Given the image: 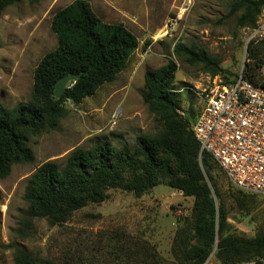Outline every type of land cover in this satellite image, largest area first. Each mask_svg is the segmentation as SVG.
Here are the masks:
<instances>
[{"label": "rangeland", "instance_id": "374dc122", "mask_svg": "<svg viewBox=\"0 0 264 264\" xmlns=\"http://www.w3.org/2000/svg\"><path fill=\"white\" fill-rule=\"evenodd\" d=\"M72 1L17 0L2 10L0 102L13 107L30 98L36 66L58 43L51 28L52 17ZM87 1L104 21L122 22L132 30L139 38V48L113 82L105 83L80 103L66 100V114L59 126L30 138L33 162L13 165L10 174L0 179V264H16L14 251L8 246L12 241L23 243L37 258L49 257L63 264H102L111 259L109 251L115 243L112 238L120 232L147 240L159 253L162 264H177L171 245L175 231L190 215L192 197L165 184L141 195L110 188L105 201L78 209L67 222L51 224L47 218L34 217L29 224L25 188L43 162L63 163L78 146L88 148L103 139L116 146L124 142L134 146L140 134L155 136L161 124L142 97L148 68L174 60L178 66L174 87L180 110L186 115L192 106L197 113L203 101L193 90L204 87L214 76L201 64L177 56L175 45L182 42L206 49L224 69L216 76L234 80L249 61L244 38L248 28H239L238 14H230L235 0ZM261 55L264 59V50ZM263 67L264 61L261 67L254 66L260 81ZM212 172L229 212L232 232L254 237L264 230V193L251 194L247 208L242 210L236 200L238 189L217 165ZM178 210L188 212L178 216Z\"/></svg>", "mask_w": 264, "mask_h": 264}, {"label": "trees", "instance_id": "16d2710c", "mask_svg": "<svg viewBox=\"0 0 264 264\" xmlns=\"http://www.w3.org/2000/svg\"><path fill=\"white\" fill-rule=\"evenodd\" d=\"M14 1L0 0V13ZM263 9L264 0H235L230 14H238L239 28H253ZM51 28L58 43L36 66L30 98L13 107L0 102V179L10 174L13 165L33 162L30 138L59 126L66 114V100L80 103L105 83L113 82L139 48V38L132 30L122 22L104 21L87 0H74L57 10ZM263 50L264 42L248 44L249 61L243 72L245 78L262 86L264 81L258 80L254 66L261 67ZM174 53L201 64L213 76L224 71L220 60L206 49L179 42ZM177 70V63L170 59L145 72L142 97L161 124L155 136L140 134L134 146L126 142L116 146L103 139L88 148H74L63 163L47 160L37 168L24 193L29 224L34 217L47 218L51 224L67 222L78 209L105 201L110 188L141 195L165 184L193 198L190 215L175 231L171 245L177 264H204L214 250L218 264L264 256V230L254 237L232 232L229 212L212 172L219 165L209 153L200 157V143L192 128L199 111L190 106L186 115L181 113L174 87ZM70 73H80L81 77L56 98V80ZM237 189L236 200L244 210L255 193ZM112 240L111 259L102 264H162L147 240L122 232L115 233ZM8 246L14 251L16 264H63L35 257L18 241Z\"/></svg>", "mask_w": 264, "mask_h": 264}, {"label": "built area", "instance_id": "2783aa9c", "mask_svg": "<svg viewBox=\"0 0 264 264\" xmlns=\"http://www.w3.org/2000/svg\"><path fill=\"white\" fill-rule=\"evenodd\" d=\"M244 38L247 47L251 41L264 42V9ZM193 91L203 101L192 127L200 157L211 154L233 186L264 193V86L245 78L242 71L230 82L211 76ZM187 212L177 211L178 216ZM212 256L214 252L204 264H214ZM230 264H264V256Z\"/></svg>", "mask_w": 264, "mask_h": 264}, {"label": "water", "instance_id": "95a60500", "mask_svg": "<svg viewBox=\"0 0 264 264\" xmlns=\"http://www.w3.org/2000/svg\"><path fill=\"white\" fill-rule=\"evenodd\" d=\"M80 77H81L80 73H75V74L70 73V74L60 77L55 82V89L53 91V95L56 98L61 97L65 93V91L68 89V87L71 86L70 83L76 79H79Z\"/></svg>", "mask_w": 264, "mask_h": 264}]
</instances>
